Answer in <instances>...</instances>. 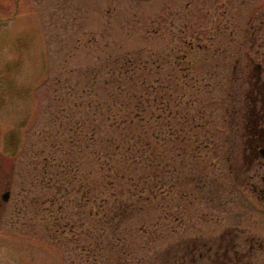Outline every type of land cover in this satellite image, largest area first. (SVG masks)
Returning a JSON list of instances; mask_svg holds the SVG:
<instances>
[{
	"label": "rangeland",
	"instance_id": "obj_1",
	"mask_svg": "<svg viewBox=\"0 0 264 264\" xmlns=\"http://www.w3.org/2000/svg\"><path fill=\"white\" fill-rule=\"evenodd\" d=\"M138 51L189 87L205 125L171 160L173 191L112 230L98 199L126 202L127 183L99 193L96 139L82 140L96 121L78 103L101 60ZM263 82L264 0H0V264H159L176 242L203 252L191 264H264V112L254 153L242 136Z\"/></svg>",
	"mask_w": 264,
	"mask_h": 264
},
{
	"label": "trees",
	"instance_id": "obj_2",
	"mask_svg": "<svg viewBox=\"0 0 264 264\" xmlns=\"http://www.w3.org/2000/svg\"><path fill=\"white\" fill-rule=\"evenodd\" d=\"M152 56L150 54L145 58L138 51L120 53L101 60L100 63L104 62V65L98 64L92 73L93 81L97 84L92 89L83 86L84 101L78 103L79 107L84 103L88 110H92V120L96 121L91 128L92 134L86 136L84 133L82 140L85 143L84 150L93 138L96 139L92 153L101 174L99 193L102 195L116 181L127 183L126 188L119 190L120 196L126 195V202L117 197L112 203L107 201L106 196L98 199V207L104 209L102 224L112 230L118 229L124 216L153 205L152 201L158 199L155 197L157 190L161 196L173 191L177 180L174 160L178 157L177 163L184 165L185 159L193 156V145L197 141V136L187 129L205 125V113L198 106L192 92L188 91L189 87L177 86L170 80L162 82L159 78L161 66L157 63L153 67L155 59ZM179 88L181 93L175 96ZM251 90L257 94L251 96ZM258 92V87L245 92L242 116V136L251 153L255 152L263 136L260 112H264V94L259 95ZM91 95L94 98L87 99ZM176 141L178 145L174 147L177 150L174 156L166 155L164 144ZM170 166L172 168L169 171ZM168 172L170 176L166 178ZM145 190H148V195ZM119 210L123 212L119 214ZM115 218L118 220L115 221ZM202 245L207 246V249L212 246L205 243ZM155 257L159 264H191L196 258L203 257V252L197 251L196 243L189 245L176 242Z\"/></svg>",
	"mask_w": 264,
	"mask_h": 264
},
{
	"label": "water",
	"instance_id": "obj_3",
	"mask_svg": "<svg viewBox=\"0 0 264 264\" xmlns=\"http://www.w3.org/2000/svg\"><path fill=\"white\" fill-rule=\"evenodd\" d=\"M260 151L262 152V154L264 156V148H261ZM8 195H9V191L3 192V194L1 195L2 200L6 201L8 199Z\"/></svg>",
	"mask_w": 264,
	"mask_h": 264
},
{
	"label": "flooded vegetation",
	"instance_id": "obj_4",
	"mask_svg": "<svg viewBox=\"0 0 264 264\" xmlns=\"http://www.w3.org/2000/svg\"><path fill=\"white\" fill-rule=\"evenodd\" d=\"M219 246H221V245H219ZM210 248H208L207 250H209Z\"/></svg>",
	"mask_w": 264,
	"mask_h": 264
}]
</instances>
